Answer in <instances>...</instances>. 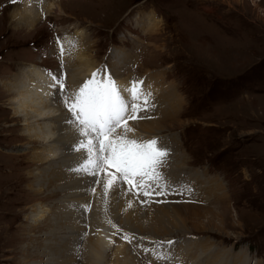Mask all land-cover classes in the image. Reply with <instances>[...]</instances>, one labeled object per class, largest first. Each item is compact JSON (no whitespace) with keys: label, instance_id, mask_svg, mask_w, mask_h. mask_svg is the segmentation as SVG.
Segmentation results:
<instances>
[{"label":"rangeland","instance_id":"rangeland-1","mask_svg":"<svg viewBox=\"0 0 264 264\" xmlns=\"http://www.w3.org/2000/svg\"><path fill=\"white\" fill-rule=\"evenodd\" d=\"M23 4L0 0V264H264V0H62L65 15L44 16L32 30L15 13ZM78 52L116 83L143 81L151 93L142 118L128 122L134 131L117 132L156 138L168 150L162 180L177 183L154 185L162 196L123 181L105 193V172L72 171L86 152L72 150L84 137L65 117L54 126L69 138L51 139V163L34 161L44 146L25 144L15 114L21 92L35 117L30 108L40 99L20 90L29 91L22 73L36 78L45 69L20 63L14 73L13 62L51 67L68 96L91 78L71 74L90 70L73 66ZM50 179L57 187L37 185ZM189 179L203 190L199 200L187 194ZM38 202L51 213L37 223L29 208ZM100 234L110 245L97 246Z\"/></svg>","mask_w":264,"mask_h":264},{"label":"snow or ice","instance_id":"snow-or-ice-1","mask_svg":"<svg viewBox=\"0 0 264 264\" xmlns=\"http://www.w3.org/2000/svg\"><path fill=\"white\" fill-rule=\"evenodd\" d=\"M63 54L61 45V56ZM103 72L101 69L93 72L78 91L68 96L63 80L52 74L54 83L51 87L58 86L59 97L70 113L66 123L77 126V131L84 137L72 150L85 151L86 159L72 171L94 176L105 172V193L118 181H123L145 197L160 195L162 193L155 192L153 186H161L160 169L169 155L168 150L160 147L156 138L142 141L117 132L121 128L125 133L133 131L128 122L142 118L139 113L147 110L151 93L144 91L143 81L133 80L125 89L129 93V98H125L112 75ZM109 169L114 171H107Z\"/></svg>","mask_w":264,"mask_h":264},{"label":"bare ground","instance_id":"bare-ground-1","mask_svg":"<svg viewBox=\"0 0 264 264\" xmlns=\"http://www.w3.org/2000/svg\"><path fill=\"white\" fill-rule=\"evenodd\" d=\"M60 1L61 2H59V0H44V1L43 0H23V3H24L23 6L21 8H17V6H16L14 9H15V13H17L18 11H21V14L19 15L20 18H21V22H25L26 26H29L28 28L32 30V29L35 28V26L38 24V22L44 16L58 15V14L59 15H61V14L65 15L66 11L63 8L62 0H60ZM133 9H134V7L129 9L126 12V16H128ZM9 18H10V20L13 21L14 20V15L10 14ZM151 22H153V21L151 20ZM150 33H151V31H150ZM66 49L68 50L67 46H66ZM67 55H69V54H67ZM76 56H77V61L79 62V65H74L73 64V66H78V68H80V67L83 68V67L87 66V68L88 67L90 68V70L87 69L88 71L87 72L85 71L83 73L84 75H82V73L80 74L79 72H76L77 70L74 71V69L72 68L71 74L73 75V77L74 78L78 77L79 80H81L86 75H88L91 72H93V70H94L93 68L95 66H93L91 64V59H88L89 57L84 56L83 53L78 52V53H76ZM89 62H90L91 65L89 64ZM84 63H87V64H84ZM29 70L33 71V69H29ZM82 70H85V69H82ZM94 72H95V70H94ZM48 73L49 72H47L45 70L39 69L38 73H37V77L36 78H33V77L31 78V76H28V74H26L23 71L22 74L27 77L28 82L23 83L22 86H25L30 92L27 91L25 88H21L20 90H24V92H27L29 94H33L32 92L38 93V95H36V96L40 99V101L37 102L36 106L33 105L30 108L32 110V112L35 114V117H32V116L26 114V111L28 109H27V107H24L25 104L29 103V100L21 92H18L19 93L18 94L19 97L17 99V102L20 104V106H19L20 110L16 112L15 118H18V119L21 120L20 122L18 121L17 124H21L22 123L25 126L24 135L29 138L28 139V143H25L27 146H31V144L34 143L35 141L41 142V144L44 146V150L40 151L41 154L39 153V155H34V161L51 163L52 162V158L55 157L54 149L52 148V145H50L51 144L50 143L51 139H59V140H61V139H64V136L68 137V135H69L68 131L64 132L62 130L63 132L60 133L59 130H58V127H56L57 125L54 126V120L57 119V121H59L60 119H62L61 117H65V119L68 120L70 118V116H69L70 114L68 112H66V110L63 109L62 105L60 104L59 95L57 94V91H56V89H58V86H57V88L51 87V85L54 83V81L52 79V76L49 75L50 73L49 74ZM72 85H75V83H73ZM117 85L122 89V92H123V94H125V97H126V94H128V92L125 91V89H127V87H129V86L120 85L119 83H117ZM13 92H14V90H13ZM128 96H129V94H128ZM129 122H131V121H129ZM54 127H55V129H54ZM60 128H62V127H60ZM69 128L73 131V132L71 131V133H74L75 128L77 130L76 126H70ZM140 128H142V127H140ZM144 128H147V127H144ZM133 131H134V128H133ZM144 132L147 133L145 130H144ZM151 133H153V132H151ZM75 134L78 135V133H76V131H75ZM50 167H51V165H50ZM62 175H63L62 173H56L55 176H53V178L57 180V178L62 177ZM103 178L107 179V176L105 175V176H103ZM54 179H50L51 181L50 180L49 181L45 180L43 182H38L37 185L40 188H42L44 184L46 185L45 186L46 188L57 187L58 183L54 182L55 181ZM68 179H69V177H68ZM75 179H77V178H75ZM58 181H59V179H58ZM66 181L68 182V180H66ZM96 181H97V179H96ZM80 182L82 183L83 181H80ZM84 182H86V180H84ZM31 185H29V188L31 187ZM34 188H36V187H34ZM100 188L102 189V187H100ZM114 194H116V193L114 192ZM123 195L125 196L124 192H123ZM29 209L31 210V214H32V217H33L32 220L36 221L37 223L38 222H42L43 220L48 218L49 214L51 213V210L46 205H44L42 202H38L35 205H32ZM155 211H156V209H155ZM155 211H153V212L150 211L149 212V216L150 217H158L159 212L156 213ZM127 214L128 215H127L126 218L129 219L130 222H132L133 224H136V220H134L133 215L131 213H127ZM160 214H161V217H164V213H160ZM100 235L101 236L98 237L97 242L95 241L97 246L103 247V246L110 245V242H112V240L106 239V237L102 236V234H100ZM120 247L123 248L122 246H120ZM239 250L234 251L233 253L236 254ZM247 255H248V253H247ZM244 256H245L244 252H240V257H241L240 259H242V257L245 258ZM251 260H253V264H257L256 263V258H249V261H251ZM240 261H242V260H240ZM129 262H130V264H136V263H134L133 260H129Z\"/></svg>","mask_w":264,"mask_h":264}]
</instances>
